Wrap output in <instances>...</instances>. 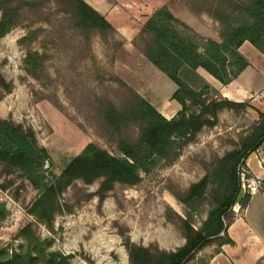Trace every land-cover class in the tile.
Wrapping results in <instances>:
<instances>
[{
  "label": "rangeland",
  "instance_id": "obj_1",
  "mask_svg": "<svg viewBox=\"0 0 264 264\" xmlns=\"http://www.w3.org/2000/svg\"><path fill=\"white\" fill-rule=\"evenodd\" d=\"M107 1L115 8L133 10L132 43L142 54L152 39L145 25L162 7L191 29L175 22L181 31L201 35L186 18L206 32L213 30L222 39L226 21L221 15L230 17L234 5L247 2ZM2 3L19 5L20 17L14 28L0 38V78L12 87L0 99V120L31 129L39 145L48 149V170L55 174H60L90 143L123 156L120 145L135 142L142 129L129 114L135 105L128 88L132 87L116 73L126 69V60L133 58L125 46L126 38L114 26V30L93 31L79 27L72 8L60 0H0V19ZM34 53L39 54V61L28 63L29 55ZM205 96L215 98V93L209 91ZM248 104L247 108L221 110L217 123L203 127L175 161L161 162L150 173H144L136 185L116 184L103 200L97 193L100 180L92 184L76 182L62 196V202L71 210L56 216L54 231L27 213L39 197V190L20 171L0 162V204L5 205L0 209L5 212L0 223L1 247H8L9 254L26 248L27 240L18 233L30 222L44 240L47 257L49 252L58 253L54 264H131L128 242L167 251L183 246L186 238L176 214L188 218V208L178 198L212 171L220 158L254 135L262 120L261 108ZM189 106V112L201 109L191 102ZM112 108L124 112L122 123L110 117ZM263 160L264 144L241 166L243 194L264 187ZM210 197L189 218L196 228L207 217ZM207 256L204 251L188 264H202Z\"/></svg>",
  "mask_w": 264,
  "mask_h": 264
},
{
  "label": "trees",
  "instance_id": "obj_2",
  "mask_svg": "<svg viewBox=\"0 0 264 264\" xmlns=\"http://www.w3.org/2000/svg\"><path fill=\"white\" fill-rule=\"evenodd\" d=\"M60 1L72 8L79 27L88 31L114 30L107 18L85 0ZM2 5L0 38L14 28L20 17L19 5ZM233 10L235 12L230 17L221 15L222 21H226L222 42L193 31H181L175 25V22H181L167 7L158 9L146 23L145 31L152 34V39L144 48V54L178 85L173 99L182 105V109L168 119L138 91L128 87L135 101L129 114L142 129L135 142L120 145L123 156H115L90 143L60 174H55L48 170L51 159L48 149L39 145L31 129L27 130L10 120H0V162L20 171L40 192L27 213L54 231L56 216L71 210L62 202V196L76 182L92 184L100 180L97 193L103 200L116 184L136 185L142 181L144 173H150L161 162L175 161L185 145L194 140L203 127L217 123L221 110L247 108L248 102L239 103L218 96L217 90L198 72L199 68H204L222 83L228 84L249 65L239 51L245 41H250L264 53V0H247L234 5ZM181 24L186 30H191ZM38 56V53L30 54L28 63L38 62ZM11 89V84L1 77L0 99ZM209 91L215 93V98L205 96ZM190 102L201 107L198 113L189 112ZM123 113L112 108L109 115L115 122L122 123L126 117ZM260 116L262 120L255 127L254 135L240 148L220 158L212 171L178 198L188 208V218L176 214L182 223L186 243L176 250L167 251L128 242L131 264H188L209 246L217 245L216 251H219L224 244H234L228 234V228L235 219L234 207L240 204L245 208L251 199V193L243 194L241 166L253 151L264 144V112L261 110ZM209 195L207 217L196 228L189 218ZM0 209H5V205L0 204ZM0 213L1 223L5 212L0 210ZM168 218L174 219V216L168 215ZM17 226L20 228V220ZM33 226L34 222H30L19 230L18 236L28 243L21 251L13 250L9 254L8 247H1L0 244V264H54L58 253L49 252L50 257H47L44 240L36 234Z\"/></svg>",
  "mask_w": 264,
  "mask_h": 264
},
{
  "label": "crops",
  "instance_id": "obj_3",
  "mask_svg": "<svg viewBox=\"0 0 264 264\" xmlns=\"http://www.w3.org/2000/svg\"><path fill=\"white\" fill-rule=\"evenodd\" d=\"M85 1L106 17L126 38L125 46L133 58L126 60L127 68L118 69L117 75L153 104L166 118L175 117L182 109V105L173 99L178 85L134 47L132 43L134 35L130 29L135 23L132 18L133 10L131 12L128 8H115L107 0ZM183 19L203 37L222 41L213 30L206 32L196 23ZM239 51L248 60L249 65L228 84L222 83L204 68H199L198 72L212 88L218 91L220 96L234 102L258 104L264 112V53L250 41H245ZM237 205L234 207L235 219L228 228L229 237L234 244H224L219 251L213 248L215 246L200 251L197 258L204 251L208 253L206 264L264 263V187L252 192L251 199L245 208H242L240 204Z\"/></svg>",
  "mask_w": 264,
  "mask_h": 264
},
{
  "label": "built area",
  "instance_id": "obj_4",
  "mask_svg": "<svg viewBox=\"0 0 264 264\" xmlns=\"http://www.w3.org/2000/svg\"><path fill=\"white\" fill-rule=\"evenodd\" d=\"M258 184H261V180H258ZM256 191V189L254 188L253 192Z\"/></svg>",
  "mask_w": 264,
  "mask_h": 264
},
{
  "label": "bare ground",
  "instance_id": "obj_5",
  "mask_svg": "<svg viewBox=\"0 0 264 264\" xmlns=\"http://www.w3.org/2000/svg\"><path fill=\"white\" fill-rule=\"evenodd\" d=\"M174 204V203H173Z\"/></svg>",
  "mask_w": 264,
  "mask_h": 264
}]
</instances>
